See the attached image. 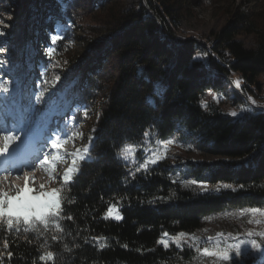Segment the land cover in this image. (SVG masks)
Masks as SVG:
<instances>
[{
    "label": "trees",
    "instance_id": "1",
    "mask_svg": "<svg viewBox=\"0 0 264 264\" xmlns=\"http://www.w3.org/2000/svg\"><path fill=\"white\" fill-rule=\"evenodd\" d=\"M259 1L264 0L247 2ZM113 2L120 1L0 0V52L7 51L0 53V116L17 108L20 123L10 121L12 134L23 129L20 134L26 135L27 129L48 123L49 108L56 106L57 120L51 119L53 126L44 134L53 151L48 163L54 169L71 166L77 150L67 149L70 128L76 132L84 115L94 118L87 157L77 159L72 181L55 179L54 188L64 197L60 216L47 226L21 221L18 230L9 231L0 225V264H173V251L158 243L163 234L193 230L201 218L227 209L264 205V107L232 118L217 104H202L206 93L223 90L234 72L250 92L251 86L259 87L262 18L252 8L228 10L229 18L207 48L176 37L180 18L190 13L194 0H137L112 14L101 32H90L88 39L76 34L86 11L104 12ZM242 33L256 35L254 47L237 39ZM74 46L83 70L63 71ZM234 98L244 103L235 90ZM173 134L191 137L214 158L189 164L196 180L235 188L195 194L174 187L171 195L173 185L159 172L168 167L131 172L120 159L124 146L141 144L145 136ZM109 206L117 207L120 220L104 217Z\"/></svg>",
    "mask_w": 264,
    "mask_h": 264
},
{
    "label": "rangeland",
    "instance_id": "2",
    "mask_svg": "<svg viewBox=\"0 0 264 264\" xmlns=\"http://www.w3.org/2000/svg\"><path fill=\"white\" fill-rule=\"evenodd\" d=\"M119 1L120 2H113L104 12L90 13L86 11L82 21L76 25V34L80 35L83 39L84 37L88 39L87 37H91L92 34L101 32L104 29V24L110 20V16L116 13L118 9L134 6L137 2V0ZM194 1V4L188 5L190 13L180 18L179 26L176 29L177 39H192L201 42L208 48L210 41L229 18L228 10L238 6L247 10L252 8L254 16L260 17V19L262 18V21H259L261 24H264V1H259L254 5L248 3V0ZM9 21L14 22L13 16L10 17ZM10 22L6 24L8 27H10ZM97 39L101 40L102 36L99 35ZM237 39L242 42L245 47L251 48L255 46L257 37L254 34L242 33L237 36ZM33 49L35 50V46H33ZM69 49V51H72L74 54H67V56H65L63 61L64 65L61 64L62 70L68 69L70 71L76 68L79 72H82L83 67H81V64H83L84 61L81 60L82 56H80V52L75 53L78 49L77 46ZM4 52L7 51H1L0 53L5 54ZM256 81L259 87L257 88L255 85L251 86L252 92H250L244 88L243 79L240 74L234 72L224 84V89L218 92H207L203 98L202 104L204 107H208L210 103L217 104L224 113L232 118L239 117L251 108L264 104V74L258 76ZM234 90L243 96L244 103L237 101L235 98L233 99ZM16 110L17 108L15 107L10 112V110L6 108L0 116V147H2L4 143L2 137L12 131L9 129L11 124L10 121L15 119L20 123V120L17 119L15 115ZM18 110L22 112L21 108ZM55 110H57L56 106H51L49 108V113L52 115L48 118V123L42 122V125L40 123L41 128H29L27 129L26 135L20 134L23 129H21V132H14V136H16L17 139L9 145L5 153L0 154V191L15 195L20 189L24 188V184H20V182L25 176L31 180L30 185L27 184L29 188H34L37 192L41 190V185H44L43 190L45 191L54 188L56 186V177L62 179L63 172L66 171L69 166L67 164H60L55 169L50 166L51 164L48 163V159L53 151L49 150V144L46 139H39L42 137L41 135L43 132H47V127L49 126L51 129L54 121L57 120L56 115L53 114ZM62 111L63 110H61V113ZM232 112H236L237 115L232 116L230 114ZM83 118V124L78 127L76 132L70 128L67 138L69 136L72 138L70 137L71 141L67 147L68 150L79 149L82 153L85 146H87L86 142L90 136L94 118L92 114L84 115ZM51 119L54 121L52 122ZM7 121L10 122L9 126L6 123ZM190 139L191 137H184L181 136V134H173L166 139L148 135L145 136L141 144H129L124 146L120 154V159L131 172L133 170H145L140 168V165L144 163L145 159L149 161L146 169L152 166L158 168L168 167V169L159 170V172L166 175L168 181L173 185L171 186V195L175 191L174 187H179L182 190H189L195 194L209 192L217 193L226 189H234L235 186L229 183L198 181L191 175L188 171L190 163L199 164L203 161H211L214 158L209 157L202 150L197 148ZM126 149L133 152V155L129 156L127 160L122 157V153H124ZM53 150L55 149L53 148ZM153 160L156 161L155 164L152 163ZM22 164H24L23 167H21ZM7 166L9 168L19 166L21 176L15 180L13 177L10 178L9 173L1 170V168H6ZM49 171H52L53 178L49 177ZM8 180H14V183L17 182L14 185V189L12 185L8 184ZM225 184L230 185V187L224 188L223 185ZM9 188L16 191H11ZM217 189H219V191H217ZM253 208H257L259 211L253 212L251 210ZM106 212L107 210L105 213ZM119 214L121 215L120 211ZM108 218L116 220L114 216H109ZM181 233L184 235L180 236ZM259 233H264V205L252 208L227 209L219 213L210 214L201 218L195 229L180 231L174 235L166 233L163 234L159 240H166L168 242V247L166 249L173 251L175 256L173 264H264V236L259 235ZM177 238H179L180 247L176 245ZM252 240H255L256 243L261 246L260 251L253 249L250 243H246L241 245L242 251L245 254L237 258L234 252H232V258L229 261H221L217 256L206 255L203 251L204 248H207L210 252L222 251L228 245H234L240 241ZM161 245L165 247L163 244Z\"/></svg>",
    "mask_w": 264,
    "mask_h": 264
},
{
    "label": "snow or ice",
    "instance_id": "3",
    "mask_svg": "<svg viewBox=\"0 0 264 264\" xmlns=\"http://www.w3.org/2000/svg\"><path fill=\"white\" fill-rule=\"evenodd\" d=\"M3 23V21H0ZM4 33L0 32V35ZM58 39V37H53V42ZM48 53H52L54 49L48 48ZM3 63V61H0ZM59 79V77H57ZM239 86V85H237ZM3 91L7 92L8 89L5 88ZM232 116H236V112L230 113ZM4 143L3 146L0 147V154L5 153L9 145L14 142L17 137L12 134V132H8L6 135L2 137ZM91 140V137L89 138ZM53 148H58L56 142H53ZM88 147L85 146L83 152L78 149L76 153L71 154L73 156L72 165L69 166L64 175L63 182L65 184H69L73 176L71 175L74 171H78L77 168V159L84 160L87 157ZM133 155L131 150L126 149L124 153H122L123 159L127 160L129 156ZM46 162V161H45ZM149 163L147 159H145L144 163L140 165L141 169L146 170V166ZM153 164L156 163L155 160L152 161ZM139 170V169H138ZM49 177L52 178V173L49 171ZM28 177L25 176L26 186L23 189H20L15 195H10L8 192L0 191V225L6 226L7 230L12 231L14 228L18 230L21 221L24 225H32L35 222H39L48 225L49 221H55L62 212V189L61 188H51L50 190H43L44 185H41V190L36 192L35 189L27 187ZM224 188H229L230 185H223ZM219 191V189H217ZM253 212L259 211L257 208L251 209ZM109 216H114L116 220H120L122 217L119 214V210L115 206H109L107 212L105 213V218ZM68 219H72L71 216ZM59 229V225H56ZM184 234L181 233L180 236ZM251 235V234H249ZM259 235L264 236V233H259ZM53 240L56 239L55 236L52 237ZM103 239V237H93V240L99 241ZM159 244H163L165 248L168 247V242L166 240H159ZM250 243L252 248L260 251V245L256 243L255 240L252 241H240L234 245H228L222 251H209L207 248H204V253L209 256H217L221 261H229L232 256L231 253L234 252L235 257H242L245 253L242 251L241 245ZM177 247H180L179 238L176 240ZM8 247L7 241L4 243V248ZM100 248H104L105 244H100ZM2 255V253H0ZM9 256H12V253H8ZM53 258V254L51 252L47 253V259L51 260ZM41 260H44L45 257L41 256Z\"/></svg>",
    "mask_w": 264,
    "mask_h": 264
},
{
    "label": "bare ground",
    "instance_id": "4",
    "mask_svg": "<svg viewBox=\"0 0 264 264\" xmlns=\"http://www.w3.org/2000/svg\"><path fill=\"white\" fill-rule=\"evenodd\" d=\"M44 135H42V137L41 138H39L40 140H44ZM24 166V164H22L21 165V167H23ZM1 170L2 171H5V172H7V173H9L10 174V178L11 177H13L14 178V180L16 179V178H19L20 176H21V172H19V170H20V167L19 166H13V167H6V168H1ZM32 178V177H31ZM14 180L12 181V180H8V184L9 185H12L13 186V189L15 188L14 187V185L17 183H14ZM24 184V188H25V186H26V182H25V177L21 180V182H20V184ZM30 183H31V180L28 178V180H27V184H29L30 185ZM19 184V183H18ZM17 187V186H16ZM27 187H29L28 185H27ZM18 188V187H17ZM10 189V188H9ZM19 189V188H18ZM32 189H34V188H32ZM11 190V189H10ZM11 191H16V190H11ZM37 192V191H36Z\"/></svg>",
    "mask_w": 264,
    "mask_h": 264
},
{
    "label": "built area",
    "instance_id": "5",
    "mask_svg": "<svg viewBox=\"0 0 264 264\" xmlns=\"http://www.w3.org/2000/svg\"><path fill=\"white\" fill-rule=\"evenodd\" d=\"M258 107H264V106H257V108H258Z\"/></svg>",
    "mask_w": 264,
    "mask_h": 264
}]
</instances>
